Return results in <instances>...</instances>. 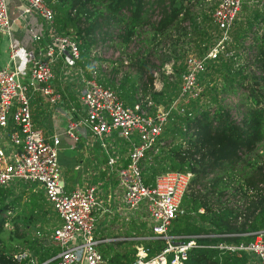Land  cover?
<instances>
[{
  "label": "trees",
  "instance_id": "16d2710c",
  "mask_svg": "<svg viewBox=\"0 0 264 264\" xmlns=\"http://www.w3.org/2000/svg\"><path fill=\"white\" fill-rule=\"evenodd\" d=\"M53 11V28L69 33L77 41L79 58L76 61L84 67L87 75V54L98 40L118 38V44L127 45L135 35H139L144 25L151 27L150 38L157 32H164L170 25L189 19L191 33L204 40L202 51L213 43L216 35L208 33L210 14L216 0L206 5L203 0H44ZM196 6V12L190 10ZM153 13L158 18L153 21ZM197 18V19H196ZM231 41L225 50L211 58L200 74L203 84L200 95L188 101L182 111L171 110L158 140L153 161L148 164L149 173L164 169H180L191 173L188 186L180 200L181 212L171 220L169 233L184 239L193 237L195 246L187 250L183 264H250L247 254L227 251L209 246L218 242L246 243L259 232L264 235V171L249 159L244 166L252 171L243 177V184H234L238 173V163L243 156L264 140V1L258 5L243 0L241 12L230 29ZM114 40V39H113ZM111 40V41H113ZM201 53V50H199ZM199 53V54H200ZM130 65L135 73H123L117 84L97 76L106 85L112 84L117 95L126 104H132L136 89L148 94L155 102L167 105L175 95L183 70L180 53L169 51L161 62L173 58L171 70L163 74L159 89L152 88V74L145 65V57ZM125 85V87H124ZM237 94L235 105L237 117H233L229 107L222 102L221 94ZM142 180L148 183L142 175ZM261 184V185H260ZM253 187L250 200L244 209L230 206L221 200L223 191L244 193ZM7 186H0V233L5 222L4 212L18 197H10ZM46 204L40 189L30 190L25 195L21 209L12 218L13 231L18 230L17 216L26 224L40 221L38 227L44 233L52 231L58 222L52 217H37ZM12 207V205H11ZM198 207L202 210L198 211ZM35 236L22 237L20 249L28 250L38 264H53L56 246L43 243L40 231ZM42 233V232H41ZM23 235V233H21ZM10 236V235H9ZM21 236V235H20ZM37 236L39 238H37ZM150 253L162 245L160 240L144 242ZM19 249V250H20ZM8 247L0 236V264H33L27 258L13 256L17 251ZM105 264H124L132 257L128 250L113 251L109 255L104 247L99 248Z\"/></svg>",
  "mask_w": 264,
  "mask_h": 264
},
{
  "label": "built area",
  "instance_id": "2783aa9c",
  "mask_svg": "<svg viewBox=\"0 0 264 264\" xmlns=\"http://www.w3.org/2000/svg\"><path fill=\"white\" fill-rule=\"evenodd\" d=\"M20 9L10 16L8 0H0V32L8 37V59L0 65V129L5 131L6 147L0 146V186L29 182L39 188L45 200L58 216L50 239L57 247L53 264H105L93 234V210L99 202L94 184L75 186L65 190L59 181L57 151L60 138L71 145L82 136V131L99 140L103 135L123 141L124 157L115 166L117 182L122 189V202L126 209L142 205L150 221L152 236L162 241L160 248L149 253L147 247L136 245L134 256L124 264H183L187 250L195 246L193 237L184 239L169 233L171 220L181 212L180 200L185 193L191 173L180 169H167L157 173L151 183L142 180L141 160L150 150L166 123L171 110L182 111L189 100L202 91L200 74L208 61L218 52L230 54L225 47L230 29L238 17L243 0H217L211 12L217 33L213 43L200 53L189 52L184 58L183 70L175 95L167 105L156 104L145 98L125 104L109 85L97 81L94 70L89 76H79L77 100L81 113L73 116L62 109L65 123L60 133L44 135L32 123L29 108L31 91H36L55 105L61 100V89L53 84L54 68L70 73L79 58L77 41L69 33L53 28V11L44 0H19ZM264 0H248L258 5ZM20 20L29 39L26 73H20L22 43L14 36L13 22ZM22 52V51H21ZM78 75H82L79 73ZM120 152V151H119ZM107 154L112 166L118 157ZM209 246L239 253H250L259 264H264V235L246 243L218 242ZM17 259L27 258L35 263L26 249L13 254Z\"/></svg>",
  "mask_w": 264,
  "mask_h": 264
},
{
  "label": "crops",
  "instance_id": "0c3cea01",
  "mask_svg": "<svg viewBox=\"0 0 264 264\" xmlns=\"http://www.w3.org/2000/svg\"><path fill=\"white\" fill-rule=\"evenodd\" d=\"M203 1L205 2L206 5H209V1L211 0H203ZM7 7L10 16H14L20 9V1L8 0ZM196 9H197L196 6H190V10H192L193 12H196ZM209 22H210V26L208 27V30L206 29V31L208 33H211L212 35H216L217 29L214 22L212 21L211 14H210ZM12 26H13L14 36H16V38H18L22 43V50H21L22 52L20 51V54L23 56H22V62L20 61V73L24 74L26 73L28 66V61L26 58L28 57L27 55L29 52L28 49L30 47L29 46L30 42L24 31V26L22 25L20 20L14 21ZM174 26L175 25H170L164 30L166 34H171L172 36H174L172 43L169 42L170 48L167 50V52L171 50L175 53H180L181 55H184L182 60L184 66V58L186 54L189 52L199 54L200 53L199 50H201L202 53L204 51V50L202 51V47L206 42L204 40V35H203V39H200L198 36H195L190 32L191 29L188 18L180 21L177 27ZM163 33L164 32H162V34ZM158 35H161V33L157 32L155 34V38H157ZM186 36H187L186 41L188 42L186 43V45L184 44L183 48L179 47L178 43L180 42L181 38ZM7 41H8L7 35L0 32V65H3L8 59ZM190 43L192 44L190 45ZM172 62H173V58H169V60L163 62L166 65V68H168L166 72L171 70ZM85 68H87L88 70L87 75H85L84 67L80 66L78 63L72 69L75 71L72 74L74 79V80L72 79L73 84H71L70 80L64 78L66 77L67 73H64L63 71L62 72L59 71L57 67L54 68L55 78L53 79V84L55 85L56 88L61 89V94H62L61 100L55 105L51 104L47 100V98L44 97V95H41L36 91L30 92L29 108H30L31 120L35 127H38L43 131L44 135L48 136L53 133H60L62 131V128L65 123V115L64 113H62L63 108L66 109L67 111L70 110V107H72L73 110L71 111V114L73 116H77L82 112L79 102L77 100V92H78L77 87H79L78 77L89 76L90 71L92 70V68L89 67L88 63ZM134 71L135 68L130 67L128 73L133 76V74L135 73ZM79 73H81L82 75H78ZM95 77L97 79L96 74ZM100 78L105 79L103 77ZM75 80H77L78 83H76ZM106 85H109L114 89L112 84H106ZM175 95L171 100L175 98ZM145 98L150 99L152 102L156 104H162L159 102H155L148 94H142L139 88L136 89L134 93L133 103L139 100L143 101ZM81 132L84 134L80 136V138L76 141L74 145H71L70 141L67 138L65 137L60 138V145L57 151L59 181L65 190H70L73 187L80 185H86V184L95 185L96 195H97L96 197L99 202V205L97 208L93 210L92 214L94 218L93 234L95 238L98 239V244H97L98 250L99 248L104 247L106 251H109V255L113 251L128 250L132 252L133 254L132 257H133L136 245H142L148 248L149 246H146L144 244L145 241L147 240L154 241L160 239L154 238L152 236L150 221L142 205H140L138 208L134 210H128L125 208L122 202V189L117 182L115 166L120 164L121 161L123 160L124 148L115 151L116 153H118L119 151L120 152L119 154H117L118 157L115 159V164L109 166L106 161L107 154H110L109 150H106L104 148L103 149L99 148L98 145L94 143L95 140L97 139L93 137L90 133H86L82 130ZM5 143H6L5 131L0 129V146H3ZM6 144L4 145L5 147ZM155 148L156 150L154 151L150 150L149 152H147V156L141 160L142 175H144V177L147 178L148 184L153 181V178L157 173L167 170L164 169L151 174L149 173L147 166L149 163L153 161V157L155 153H157V151L159 150L157 146ZM197 210L201 211L202 208L198 207ZM52 211L55 213L53 209ZM56 217L58 222L55 224V226L59 223L58 216L56 215ZM40 240L43 243L52 244L50 239V234H49V239H47L46 241L43 239ZM128 243L133 245L132 249L127 248L126 245ZM157 250H154L153 252H156ZM241 252L239 253L235 252V253L236 255H239ZM244 253L247 254L248 261L250 262V264H259L258 260L254 255L247 252Z\"/></svg>",
  "mask_w": 264,
  "mask_h": 264
},
{
  "label": "rangeland",
  "instance_id": "374dc122",
  "mask_svg": "<svg viewBox=\"0 0 264 264\" xmlns=\"http://www.w3.org/2000/svg\"><path fill=\"white\" fill-rule=\"evenodd\" d=\"M151 19H153V21H156L157 14L153 13ZM150 33V26L145 25L140 29L139 35L133 36L129 43L123 46L122 44H118V38L116 37H113L114 40L111 39L113 41L108 40L106 37L103 40H98L96 44L91 47L86 56L89 67L94 70L96 76L103 77L106 80H110L113 84H116L119 81L120 77L123 75V73L128 72V70H130V67L135 68L134 66H132L133 64L130 65V63L135 61L136 59V56L132 55V53H136L139 58L145 57V65L147 66L148 71H150L152 74V86L153 88L158 89L161 86L163 74H165L168 70V68H166V65L161 62V59L166 54H168L167 50L170 48V43H172L174 36L166 33L162 34L161 32V35H158L157 38L151 39L149 36ZM186 38L187 36L181 38L180 42L178 43L179 47L183 48L184 44L186 45V43L188 42L186 41ZM191 44L192 43H190V45ZM181 56L183 60L184 55ZM72 74L73 72L71 71L70 73H67L66 77H64L67 80H70L71 84H73ZM75 81L76 83H78L77 80ZM221 95L223 99L222 102L225 103L227 107H229V111L232 116L237 117L238 114L236 112L235 105L238 100V95L232 93ZM102 140L105 143V149L109 150V153H111L113 156H116L115 151H118L123 147V141L121 139H112L111 136L103 135ZM94 143H96L99 148H102L100 147L98 139L95 140ZM245 159L254 161V164L257 166H261V170L264 171V140L256 144L253 150L249 154L244 155L243 160L238 163V173L234 177L235 185L238 182L243 184L242 180L244 175L247 172L252 171L251 166L243 165L244 162H246ZM7 187L10 190V195L8 196V199L13 196L18 197L16 198V200H14V202H12V204H10V207L4 212L6 220L3 224V230L0 233V236L6 241L8 247H13L16 250H19L24 245V243H22V237L27 235V233L29 236H35L36 230L40 231V234L42 235L40 239H43L45 241L49 239V234L51 232L44 233L43 231H41L38 228L40 226L39 224L41 223L37 220H34L33 223L26 224V226L28 225L26 229L20 232L24 224L21 221L23 217L22 214L18 215L16 218L18 230L13 231V216L15 217V214L21 209L20 206L28 191H36L37 186L29 182H19L18 184L10 183L9 185H7ZM232 189L233 187L223 191V194L220 199L225 201L226 204L228 203L230 206L237 205L239 206V208L244 209V205L247 204L246 201L250 200V195L254 192L253 187L250 188L249 186L247 189H245L244 193H233ZM42 208L43 212L40 213V215H38L37 217H40L42 219L44 217L51 218L53 212L50 204L46 201V204ZM21 233H23V235ZM37 238L39 237L37 236ZM126 246L128 249H132L133 245L128 243Z\"/></svg>",
  "mask_w": 264,
  "mask_h": 264
}]
</instances>
